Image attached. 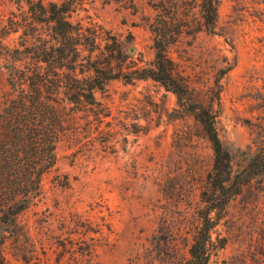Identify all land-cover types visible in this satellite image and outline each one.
I'll return each instance as SVG.
<instances>
[{
	"label": "rangeland",
	"instance_id": "rangeland-1",
	"mask_svg": "<svg viewBox=\"0 0 264 264\" xmlns=\"http://www.w3.org/2000/svg\"><path fill=\"white\" fill-rule=\"evenodd\" d=\"M83 1L73 18L90 16L135 48L134 57L153 58L147 0H134L135 10ZM198 19L190 8L189 24ZM168 54L195 99L216 112L225 147L245 148L264 130V0H220L215 33H185ZM5 90L1 70L0 99ZM95 97L98 115L63 108L57 164L43 177L40 201L20 216L31 264H181L212 166L210 142L151 79L110 80ZM213 236L225 240L215 264H264V176L229 202Z\"/></svg>",
	"mask_w": 264,
	"mask_h": 264
},
{
	"label": "trees",
	"instance_id": "trees-1",
	"mask_svg": "<svg viewBox=\"0 0 264 264\" xmlns=\"http://www.w3.org/2000/svg\"><path fill=\"white\" fill-rule=\"evenodd\" d=\"M136 9L134 0H108ZM153 58L135 55L123 39L87 16L73 18L83 0H0V71L6 90L0 99V264H31L33 243L20 216L42 198V180L57 164V147L66 126L63 108L101 107L95 91L110 80L151 79L176 97L210 142L213 160L199 189L198 224L181 264H215L224 238L213 236L229 202L264 176V130L245 148L229 150L216 127L217 114L195 99L168 50L181 35L215 33L220 0H147ZM196 7L197 26L187 20ZM36 264V263H35Z\"/></svg>",
	"mask_w": 264,
	"mask_h": 264
}]
</instances>
